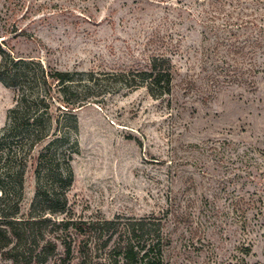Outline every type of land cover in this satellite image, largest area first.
I'll return each instance as SVG.
<instances>
[{"label": "rangeland", "instance_id": "1", "mask_svg": "<svg viewBox=\"0 0 264 264\" xmlns=\"http://www.w3.org/2000/svg\"><path fill=\"white\" fill-rule=\"evenodd\" d=\"M0 36L14 57L74 76L75 118L53 105L74 171L67 212L47 215L53 222L155 218L169 238L164 264H264V48L254 47L264 0H0ZM157 55L173 64L170 96L113 77ZM17 95L0 83V130ZM41 149L19 219L38 214ZM83 233L52 231L58 256L44 264H63L66 244L68 264L103 262L105 239Z\"/></svg>", "mask_w": 264, "mask_h": 264}, {"label": "trees", "instance_id": "2", "mask_svg": "<svg viewBox=\"0 0 264 264\" xmlns=\"http://www.w3.org/2000/svg\"><path fill=\"white\" fill-rule=\"evenodd\" d=\"M262 40L264 38L256 39L254 47L262 50ZM5 46V40L0 41V83L17 90L18 95L15 107L8 113L6 126L0 130V259L13 264L47 263L58 256L59 249V244L49 234L57 229L67 233L76 228L99 242L105 239L102 246L111 251L98 264H164L169 238L164 236L160 220L129 219L124 224L118 220L62 221L56 224L47 216L67 212L66 190L74 183L73 150L59 151L67 134L60 131V120L54 116L53 105L59 102L58 111L72 119L75 110L82 105L77 107L73 101L74 76L70 72L49 69L41 61L16 58ZM254 71L257 76L261 73L258 67ZM113 77L129 89H147L154 99L170 96L173 92V64L164 55L152 57L145 71ZM55 89L65 98L54 97ZM40 146L32 206L38 214L26 220L19 219L29 160ZM244 251L246 257L250 256L251 246L244 245ZM64 255L60 257L61 262L68 264L72 256L70 244L65 245ZM241 264H247V259H242Z\"/></svg>", "mask_w": 264, "mask_h": 264}]
</instances>
